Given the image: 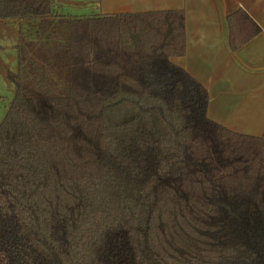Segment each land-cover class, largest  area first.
I'll list each match as a JSON object with an SVG mask.
<instances>
[{
    "label": "trees",
    "instance_id": "trees-1",
    "mask_svg": "<svg viewBox=\"0 0 264 264\" xmlns=\"http://www.w3.org/2000/svg\"><path fill=\"white\" fill-rule=\"evenodd\" d=\"M18 26L0 124V264H264V137L207 118L170 62L181 11L63 17L0 0ZM237 49L258 32L228 18Z\"/></svg>",
    "mask_w": 264,
    "mask_h": 264
},
{
    "label": "crops",
    "instance_id": "crops-1",
    "mask_svg": "<svg viewBox=\"0 0 264 264\" xmlns=\"http://www.w3.org/2000/svg\"><path fill=\"white\" fill-rule=\"evenodd\" d=\"M96 4L99 16L183 12L185 52L170 62L205 89L210 121L235 134L264 137V0H99ZM239 12L258 32L232 49L228 18Z\"/></svg>",
    "mask_w": 264,
    "mask_h": 264
},
{
    "label": "rangeland",
    "instance_id": "rangeland-1",
    "mask_svg": "<svg viewBox=\"0 0 264 264\" xmlns=\"http://www.w3.org/2000/svg\"><path fill=\"white\" fill-rule=\"evenodd\" d=\"M58 15L71 18L98 17L99 0H51ZM18 37V26L14 23L0 21V124L2 123L9 103L14 97V88L7 81V73L16 69L17 58L14 45Z\"/></svg>",
    "mask_w": 264,
    "mask_h": 264
}]
</instances>
